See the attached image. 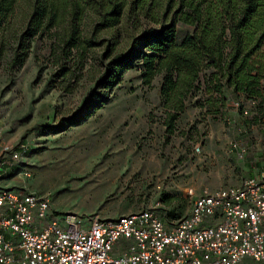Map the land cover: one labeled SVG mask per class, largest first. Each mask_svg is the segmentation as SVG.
I'll return each instance as SVG.
<instances>
[{
	"label": "rangeland",
	"instance_id": "rangeland-1",
	"mask_svg": "<svg viewBox=\"0 0 264 264\" xmlns=\"http://www.w3.org/2000/svg\"><path fill=\"white\" fill-rule=\"evenodd\" d=\"M27 1L20 0L21 10ZM154 30L144 23L134 40L123 26L116 39L104 31L92 38L91 25L84 33L93 45L82 57L77 52L65 57L56 42L39 39L22 68L13 65L11 45L0 49V161L4 147L28 146L27 154L0 174V189L50 195L53 216L77 214L86 220H118L157 203L163 217L166 195L182 206L175 218L164 217L173 225L190 214L189 190L200 194L239 186L248 164H264V119L252 109L241 116L235 101L224 116L208 117L192 100L170 135L161 79L145 87L137 60L103 89L108 71L126 61L131 42ZM104 96L103 108L85 117ZM232 141L249 148L244 161L231 151Z\"/></svg>",
	"mask_w": 264,
	"mask_h": 264
},
{
	"label": "trees",
	"instance_id": "trees-1",
	"mask_svg": "<svg viewBox=\"0 0 264 264\" xmlns=\"http://www.w3.org/2000/svg\"><path fill=\"white\" fill-rule=\"evenodd\" d=\"M144 23L157 30L131 42L126 61L108 71L105 91L137 60L145 87L161 79L170 135L192 100L208 117L224 116L231 101L241 103L243 116L254 103L251 111L264 119V0H28L22 10L20 0H0V49L11 45L13 65L22 68L39 39L56 42L65 57H82L93 45L85 28L92 25V38L104 31L116 39L123 26L134 40ZM105 101L106 96L90 105L84 116ZM161 202L168 210L163 219L182 209L176 198L163 195Z\"/></svg>",
	"mask_w": 264,
	"mask_h": 264
},
{
	"label": "built area",
	"instance_id": "built-area-1",
	"mask_svg": "<svg viewBox=\"0 0 264 264\" xmlns=\"http://www.w3.org/2000/svg\"><path fill=\"white\" fill-rule=\"evenodd\" d=\"M230 149L239 161L249 153L239 141ZM27 152L24 144L4 147L1 173ZM187 195L189 216L170 225L160 203L118 220H86L53 216L50 195L0 189V264H264V172L236 187Z\"/></svg>",
	"mask_w": 264,
	"mask_h": 264
},
{
	"label": "crops",
	"instance_id": "crops-1",
	"mask_svg": "<svg viewBox=\"0 0 264 264\" xmlns=\"http://www.w3.org/2000/svg\"><path fill=\"white\" fill-rule=\"evenodd\" d=\"M247 170L248 176H254L257 173L264 172V164L261 161H255L248 164Z\"/></svg>",
	"mask_w": 264,
	"mask_h": 264
}]
</instances>
